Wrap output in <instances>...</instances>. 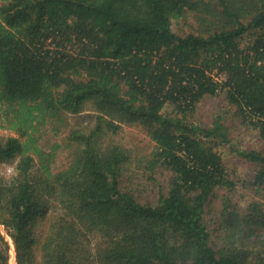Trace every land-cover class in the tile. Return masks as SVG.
Listing matches in <instances>:
<instances>
[{
    "label": "trees",
    "instance_id": "obj_1",
    "mask_svg": "<svg viewBox=\"0 0 264 264\" xmlns=\"http://www.w3.org/2000/svg\"><path fill=\"white\" fill-rule=\"evenodd\" d=\"M217 95L257 132L241 154L264 199V0H0V120L18 134L0 136V164L16 162L0 225L17 264H264V202L214 209L234 187L223 116L188 119ZM85 110L92 126L71 128L62 154L38 143L41 125ZM124 125L154 142L138 167L170 172L155 202L124 185ZM9 248L0 230V264Z\"/></svg>",
    "mask_w": 264,
    "mask_h": 264
},
{
    "label": "rangeland",
    "instance_id": "obj_2",
    "mask_svg": "<svg viewBox=\"0 0 264 264\" xmlns=\"http://www.w3.org/2000/svg\"><path fill=\"white\" fill-rule=\"evenodd\" d=\"M189 20L191 21V18H188L187 21L189 22ZM173 29L178 34L191 31L190 26L186 24L185 20L181 22L175 21ZM91 114L92 111L85 110L79 115L69 116L68 126L61 127L60 131L54 127V123L47 122L35 131L34 136L38 138V143L47 151L51 150L55 144H62L56 150L58 155L62 154L65 151L64 147H66L63 142L69 134L70 129L78 126L91 127L93 124ZM219 114L223 116V121L229 128L232 136V143L229 146L222 147L221 151L223 152L229 178L234 182V187L233 189L223 188L219 191L220 195L214 200L215 211L220 208L223 195H228L232 199V202L237 203V206L242 209L247 208L254 200L264 202V199L260 195L255 194V190L248 184L254 175L256 164L241 154L242 150L261 148L262 145L256 130L242 123L240 118L235 114V108L221 95L203 98L198 103L196 111L190 114L188 119L210 125ZM8 125L9 123L6 120H0V136H18ZM113 138L131 150L135 156L124 176L125 187L131 189L142 202H155L159 192V184L167 185L170 172L160 170L152 175L150 172L143 171V169L138 167L139 165L136 161L137 157H144L151 152L154 142L150 139L144 128L139 125H124ZM22 139L25 140V137H22ZM15 163L14 161L13 163L6 162L0 164V174L10 176L14 172ZM151 176H153L152 179ZM0 230L10 245L9 264H17L13 239L10 237L8 230L1 225ZM11 244L14 246V255L10 252L12 248Z\"/></svg>",
    "mask_w": 264,
    "mask_h": 264
},
{
    "label": "built area",
    "instance_id": "obj_3",
    "mask_svg": "<svg viewBox=\"0 0 264 264\" xmlns=\"http://www.w3.org/2000/svg\"><path fill=\"white\" fill-rule=\"evenodd\" d=\"M1 226H2V225H1ZM2 227H3V226H2ZM3 228H4V227H3ZM11 246H12V248H11V251H10V252H11L12 255H14V250H13V249H14V246H13L12 244H11ZM12 251H13V252H12Z\"/></svg>",
    "mask_w": 264,
    "mask_h": 264
}]
</instances>
